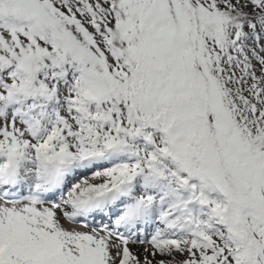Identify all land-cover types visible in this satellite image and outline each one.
<instances>
[{
    "label": "snow or ice",
    "instance_id": "obj_1",
    "mask_svg": "<svg viewBox=\"0 0 264 264\" xmlns=\"http://www.w3.org/2000/svg\"><path fill=\"white\" fill-rule=\"evenodd\" d=\"M0 264H264V0H0Z\"/></svg>",
    "mask_w": 264,
    "mask_h": 264
}]
</instances>
